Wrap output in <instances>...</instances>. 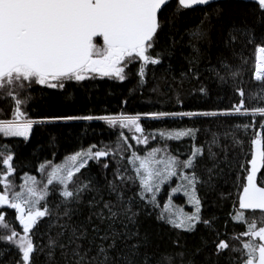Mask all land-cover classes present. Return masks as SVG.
I'll list each match as a JSON object with an SVG mask.
<instances>
[{
  "label": "trees",
  "instance_id": "trees-1",
  "mask_svg": "<svg viewBox=\"0 0 264 264\" xmlns=\"http://www.w3.org/2000/svg\"><path fill=\"white\" fill-rule=\"evenodd\" d=\"M159 21L154 51L150 50L159 63L145 65L143 77L139 75L142 62L136 61L125 66L123 81L89 75L83 81H65L63 87L27 82L23 87L14 86L25 101L22 111L27 118L43 122L33 125L27 139L0 133V155L14 156L13 185L26 175H40L41 165L60 162L92 146L110 153L98 161L90 160L74 175L70 190L87 185L75 198H64L63 186L56 181L48 185L40 203L41 208L47 207L48 215L29 233L35 246L31 264H243L247 258V250L233 249L248 241L241 235L248 223L264 225V212L240 211L238 203L246 177L241 166L251 167L247 161L254 151L252 140L261 139L264 145V116L251 111L264 107V78L254 77L256 46L264 43V11L256 2L244 0L187 9L172 0L160 12ZM9 91L0 88V119L12 118L14 100ZM241 99L247 114L243 109L234 111ZM160 112L217 113L141 117L140 121L143 133L152 140L162 139L166 152L181 161L202 149L194 170L201 180L197 185L201 220L210 224L199 222L193 231L174 228L158 218L172 197L171 189L181 184L178 177L156 194L160 207L140 198L138 181L128 179L135 176L128 162L134 153L125 129L101 119H54ZM186 129H192L194 135L169 138ZM3 170L0 158V172ZM258 183L264 186V168L258 173ZM0 191H4L2 184ZM174 197L186 209L192 208L183 192ZM106 204L111 205V213ZM239 212L242 218H237ZM0 215L22 234L15 209L0 206ZM9 234L0 223V264H19L18 247L4 239ZM221 239L230 247L218 253L215 244ZM101 248L106 250L107 260L99 254Z\"/></svg>",
  "mask_w": 264,
  "mask_h": 264
},
{
  "label": "snow or ice",
  "instance_id": "snow-or-ice-1",
  "mask_svg": "<svg viewBox=\"0 0 264 264\" xmlns=\"http://www.w3.org/2000/svg\"><path fill=\"white\" fill-rule=\"evenodd\" d=\"M208 0H178L179 5L190 8L195 5L206 4ZM259 8L264 11V0H256ZM166 0H0V88H9L8 96L14 100V111L11 119H0V133L5 137H23L27 139L33 125L42 123L27 118L22 107L25 101L16 93L15 87H23L24 82L38 83L52 88L63 87L65 81H83L91 74L102 77H115L125 80V66L141 61L139 75L144 76V67L147 64H158L159 60L150 54L154 51L155 37L161 24L158 12L165 5ZM102 37L103 44L98 46L96 39ZM257 64L256 79L264 78V43L256 46ZM203 91V89H202ZM240 96H244L242 89ZM244 108V100L234 109L240 113ZM252 114L259 113L264 116V107L252 109ZM215 116L216 112H186V113H149L152 119L166 116ZM54 119H101L111 126L119 125L121 129H128L140 135L134 136L137 143H148V137L143 135L141 116L119 115L102 117H62ZM264 127V126H262ZM160 135L163 137L164 133ZM192 129L177 131L169 138L180 139L184 136H193ZM143 139L141 140V138ZM127 139V137H125ZM254 151L251 159L247 161L250 168L245 165L246 177L241 184L238 197L241 210H261L264 212V186L258 183V173L264 168V145L261 139L252 140ZM82 150L73 154L70 159L72 166L66 168L63 174H58L53 168L49 173L48 184L58 180L63 185L62 195L66 199H73L79 191L86 189L82 185L76 191L69 189L70 182L75 174L85 169L90 160H99L109 156L107 150ZM158 149H152L147 155L133 154L128 162L133 165L135 176L128 179L138 181L142 200H147L154 207H160L156 194L161 187L178 177L183 183L172 188V193L183 190L187 196V203L193 211H171L170 203L164 204V212L159 219L166 220L174 228L193 231L199 222L209 225L208 220H201V201L197 195V185L201 183L195 172L196 157L203 155L202 149H195L192 154L181 161L176 156L165 155L157 158ZM4 170L0 172V184L4 191L0 192V205H9L16 210L19 225L22 226L23 235L4 223L6 217L0 215V223L10 234L4 237L15 244L20 253L19 264H31V257L35 251L34 242L29 235L33 226L41 217L48 215L47 207H39L45 196L35 187L24 186L21 192L12 197L8 194L11 187L10 177L15 173L13 165L14 156L11 153L0 155ZM138 165V166H137ZM51 166V165H49ZM107 167L108 165H104ZM43 170L44 165H41ZM211 172V169L208 170ZM33 185L35 178H31ZM121 180L125 177L121 176ZM12 201V202H10ZM105 208L111 213V205ZM127 211V210H126ZM115 216V213H112ZM237 215H242L238 213ZM248 237L242 242V247L233 251L247 250V258L243 264H264V226L248 223L247 230L241 234ZM258 240V243H257ZM230 247L225 240H218L216 251L222 252ZM78 255L79 253H74ZM100 255L106 250L101 248ZM258 254V255H257ZM86 255V253H85ZM83 261L84 257H80ZM95 259V258H93ZM89 264H93L89 261Z\"/></svg>",
  "mask_w": 264,
  "mask_h": 264
},
{
  "label": "rangeland",
  "instance_id": "rangeland-1",
  "mask_svg": "<svg viewBox=\"0 0 264 264\" xmlns=\"http://www.w3.org/2000/svg\"><path fill=\"white\" fill-rule=\"evenodd\" d=\"M96 43L98 46H102L103 44V41L102 40H96ZM256 62H257V59H256ZM256 70V69H255ZM91 75H97V74H91ZM254 77L255 76V71H254ZM28 83V82H27ZM32 84V83H31ZM34 84V82H33ZM107 116H111V115H107ZM141 116V115H140ZM141 117H148L150 118L149 116L146 115H143ZM11 119V118H10ZM119 126V125H118ZM120 127V126H119ZM127 131V134L130 135V137L132 138V151L134 154H137L139 156H144V155H147L148 152H150L152 149H158L159 151L157 152V158H160L161 156H165V155H169L168 152H166V149L162 146V139H157V138H154L153 140L151 139V137H149L147 134L143 133V135L145 137H148V143L147 144H144L143 142H140V143H137L136 139H134L133 137L134 136H138L140 135L139 133H134L133 131H130L128 129H125ZM30 135V134H29ZM170 135V134H169ZM143 139V137L141 138V140ZM157 141V142H156ZM88 150V149H87ZM75 154V153H74ZM73 154L67 156L65 159H63L62 161L60 162H57V163H50L48 165H46L43 170L41 171L40 175H26L23 179V181L17 185H13L11 183V187L8 189V194L10 197H12L15 193L17 192H21L22 190V186H24V191H25V198H26V187H35L36 190L42 194V195H45L46 194V189L48 187V179H49V173L52 172L53 168L57 169V172L58 174H63V171L66 169V168H69L72 166V161L70 159V157L72 156ZM51 165V166H49ZM138 166V165H137ZM35 178L36 180V184L33 185L32 183V179L31 178ZM173 180V178H172ZM171 180V181H172ZM56 181L57 183L60 184V182L58 180H54ZM53 181V182H54ZM169 181V182H171ZM179 183L178 181H176L175 184ZM180 183L182 184L183 182L180 181ZM180 185V184H178ZM177 185V186H178ZM63 186V185H62ZM177 186H174L173 188L177 187ZM1 192V191H0ZM181 192H183V190H181ZM176 193H172L171 191V196L172 197H169L168 199V203H170V206H171V211H179L181 208H183V210L185 212H191L193 211V208L191 209H186L184 205H182L178 200L177 198L175 199V197L173 198V196H175ZM177 197V196H176ZM188 200V198H187ZM12 202V201H10ZM188 204V203H187ZM0 206H4V205H0ZM191 206V205H190ZM40 207V205H39ZM192 207V206H191ZM41 208V207H40ZM240 209V208H239ZM41 210H43V208H41ZM240 211H242L240 209ZM239 213H242V212H239ZM237 218H242V215H238ZM261 226H264V225H261ZM20 235H23V232L22 234ZM249 239V238H248ZM257 243H258V240H257ZM258 255V254H257ZM257 264H258V261H257Z\"/></svg>",
  "mask_w": 264,
  "mask_h": 264
},
{
  "label": "water",
  "instance_id": "water-1",
  "mask_svg": "<svg viewBox=\"0 0 264 264\" xmlns=\"http://www.w3.org/2000/svg\"><path fill=\"white\" fill-rule=\"evenodd\" d=\"M171 1H172V0H166L165 5H163L162 8H161V10L158 12V18H159V16H160V12L163 10V8H164L167 4H169ZM177 1H178V0H177ZM218 1H223V0H208V2H207L206 4H203V5H195V6H192V7L206 6V5H209V4H211V3L218 2ZM244 1H252V2H256V0H244ZM256 3H257V2H256ZM192 7H190V8H192ZM98 38H101V39H102V37H98ZM102 41H103V40H102ZM260 133H261V129L258 131V134H260Z\"/></svg>",
  "mask_w": 264,
  "mask_h": 264
},
{
  "label": "bare ground",
  "instance_id": "bare-ground-1",
  "mask_svg": "<svg viewBox=\"0 0 264 264\" xmlns=\"http://www.w3.org/2000/svg\"><path fill=\"white\" fill-rule=\"evenodd\" d=\"M257 56H258V53H257Z\"/></svg>",
  "mask_w": 264,
  "mask_h": 264
}]
</instances>
